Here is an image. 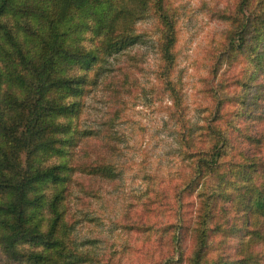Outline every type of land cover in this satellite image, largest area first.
Here are the masks:
<instances>
[{
	"label": "rangeland",
	"instance_id": "rangeland-1",
	"mask_svg": "<svg viewBox=\"0 0 264 264\" xmlns=\"http://www.w3.org/2000/svg\"><path fill=\"white\" fill-rule=\"evenodd\" d=\"M165 4L177 29L170 77L178 99L159 78L164 69L162 26L153 11L137 22L136 44L104 59L98 83L85 98L78 123L88 135L77 158L105 162L115 173L76 175L68 208L72 238L86 258L81 264H189L192 247L180 239H188L198 216L202 185L197 188L201 176L194 166L204 168L218 149V166L204 168L209 192L231 163L252 152L264 157V120L247 115L250 111L256 117L248 104L261 82L251 75L259 37L255 27L264 28V0ZM91 34L84 47L96 44ZM257 130L263 131L258 134L262 143L239 137L242 131L250 135ZM160 189L169 194L167 206L144 215L158 227L140 232L144 202ZM42 215L36 210L38 218ZM209 239L213 257L221 238L213 233ZM233 241L228 247L232 253L237 248ZM0 264L23 263L0 253Z\"/></svg>",
	"mask_w": 264,
	"mask_h": 264
},
{
	"label": "trees",
	"instance_id": "trees-1",
	"mask_svg": "<svg viewBox=\"0 0 264 264\" xmlns=\"http://www.w3.org/2000/svg\"><path fill=\"white\" fill-rule=\"evenodd\" d=\"M149 11L162 26L159 78L178 99L170 77L177 29L165 0H0V253L9 260L86 261L72 238V187L78 173L98 178L115 171L105 162L78 160L76 150L88 135L78 121L102 62L137 43L136 24ZM255 29L259 37L251 78L261 77V82L248 104L256 117L247 115L264 120V28ZM89 33L96 44L84 47ZM261 132L242 131L239 137L262 143ZM217 151L206 160L207 170L218 166ZM204 168L194 166L201 176L197 188L202 185L196 224L188 239L178 235L180 243L189 240L192 247L189 264H264V157L252 152L231 163L209 192ZM168 195L160 189L146 199L140 232L158 227L144 215L167 206ZM36 210L44 215L38 218ZM212 232L221 238L213 257ZM231 241L237 247L233 253L228 251Z\"/></svg>",
	"mask_w": 264,
	"mask_h": 264
}]
</instances>
